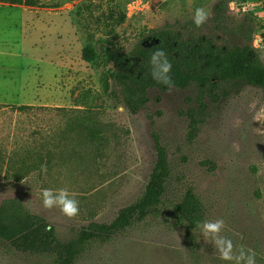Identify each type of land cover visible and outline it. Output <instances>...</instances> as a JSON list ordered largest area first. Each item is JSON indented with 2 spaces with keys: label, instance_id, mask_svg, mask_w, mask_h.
<instances>
[{
  "label": "rangeland",
  "instance_id": "1",
  "mask_svg": "<svg viewBox=\"0 0 264 264\" xmlns=\"http://www.w3.org/2000/svg\"><path fill=\"white\" fill-rule=\"evenodd\" d=\"M219 1L0 0V203L22 198L66 237L91 221H111L142 194L156 162L152 130L168 148L170 213L94 244L78 264H228L201 232L196 252L185 248L171 209L187 187L207 220L224 219L221 235L234 251L251 249L264 264L263 89L224 85L200 107L193 90L160 92L159 98L152 91L148 109L132 114L118 96L114 62L105 52H129L151 29L192 19L196 7L211 12L209 21ZM259 1L235 0L238 11L227 14L254 28L253 46L264 60ZM88 44L96 50L93 61L82 57ZM188 102L199 119L194 137ZM43 187L75 192L78 215L45 209L38 195ZM0 264L38 263L0 248Z\"/></svg>",
  "mask_w": 264,
  "mask_h": 264
},
{
  "label": "trees",
  "instance_id": "2",
  "mask_svg": "<svg viewBox=\"0 0 264 264\" xmlns=\"http://www.w3.org/2000/svg\"><path fill=\"white\" fill-rule=\"evenodd\" d=\"M228 2L220 0L212 18L199 27L193 18L166 22L144 34L129 52L106 48L108 58L114 62L111 78L118 96L132 114L148 109L152 91H156L157 98L160 92L170 91L150 74L149 59L158 48L166 52L172 63L171 90H193L199 107L204 96L216 94L224 85L246 83L264 91V60L253 46L254 28L247 22H233L227 14ZM82 57L93 61L94 45H86ZM195 110L188 102L191 137L196 135L199 123ZM151 136L156 162L145 189L135 201L121 207L111 221H91L61 237L45 217L28 209L22 198H4L0 203V248L38 264H78L94 244L109 242L152 216L170 213L166 208L172 173L169 152L158 131L152 130ZM171 212L175 223L184 229L185 248L195 253L200 234L197 225L207 217L192 187L172 202Z\"/></svg>",
  "mask_w": 264,
  "mask_h": 264
},
{
  "label": "clouds",
  "instance_id": "3",
  "mask_svg": "<svg viewBox=\"0 0 264 264\" xmlns=\"http://www.w3.org/2000/svg\"><path fill=\"white\" fill-rule=\"evenodd\" d=\"M227 7L231 12L238 11L235 0H229ZM210 15L211 12L207 8L196 7L193 13V23L199 27L209 19ZM254 44L259 46L257 38H254ZM149 65L152 79L158 84L164 85L167 90H171L174 85V81L170 75L172 63L162 48L156 49L151 54ZM118 110L123 111V108L121 107ZM46 171V165H41V172ZM38 195L45 209L58 208L67 217L78 215L79 202L76 198V193L70 191L68 188L43 187L40 189ZM197 226L200 228L205 243L211 242L214 244L221 261L228 262V264H257L256 254L251 249L246 250L243 246H239L237 254L234 251L233 241L221 235V232L226 228L223 218L214 221L204 220L203 222H198Z\"/></svg>",
  "mask_w": 264,
  "mask_h": 264
},
{
  "label": "built area",
  "instance_id": "4",
  "mask_svg": "<svg viewBox=\"0 0 264 264\" xmlns=\"http://www.w3.org/2000/svg\"><path fill=\"white\" fill-rule=\"evenodd\" d=\"M259 4H260V6L262 7L263 12H264V0H260V1H259ZM261 33H262V30H261Z\"/></svg>",
  "mask_w": 264,
  "mask_h": 264
}]
</instances>
